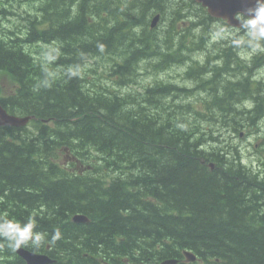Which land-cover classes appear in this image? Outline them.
Masks as SVG:
<instances>
[{
	"label": "trees",
	"instance_id": "1",
	"mask_svg": "<svg viewBox=\"0 0 264 264\" xmlns=\"http://www.w3.org/2000/svg\"><path fill=\"white\" fill-rule=\"evenodd\" d=\"M6 1L38 4L20 15L25 32L0 22V105L35 117L31 128L0 127V215L34 217L45 244L29 249L56 264H110L136 254L146 263L191 264L186 250L202 264H264V174L225 158L221 148L204 155L191 143L189 118L165 92L168 86L151 81L134 97L103 85L115 76L114 84L129 88L135 84L127 81L129 71L149 72L173 52L180 63L185 52L173 40L185 6L177 0H0V19L11 16ZM158 14L162 26L151 31ZM183 32L190 35L189 28ZM102 56L106 72L89 73L90 61ZM47 73L51 86L37 88ZM154 95L168 97L167 111ZM226 126L240 130L234 122ZM65 147L77 162H66ZM100 166L103 179L96 178ZM79 213L91 222L73 223ZM57 231L61 238L52 241ZM99 252L108 261L86 259ZM2 263L26 264L0 241Z\"/></svg>",
	"mask_w": 264,
	"mask_h": 264
},
{
	"label": "rangeland",
	"instance_id": "2",
	"mask_svg": "<svg viewBox=\"0 0 264 264\" xmlns=\"http://www.w3.org/2000/svg\"><path fill=\"white\" fill-rule=\"evenodd\" d=\"M6 3H9L11 5V8H9V11L11 13H7L8 15L11 16H7V15L3 16L0 19V22L4 23L5 27L11 28L13 31L16 30V31L25 32V29L23 28V22L20 19V15L25 14L27 11H32L33 8L38 4L37 3L26 4L25 1L23 2L18 1L13 3L12 1L11 2L6 1ZM66 11H68V9ZM71 18H73V16ZM64 20H66V18ZM179 24L184 25L183 29L185 30H187L189 25L188 22L187 23L182 22ZM159 25L162 26L160 22ZM33 26L31 25L29 29ZM210 26L211 24L208 25L207 30L209 32L205 36V38H210L208 44L205 43L202 44L200 47L194 48L192 51L187 53L186 56L181 58V60H183L185 57L186 59H188L186 60L187 65L180 64L178 62L176 63L173 60L174 57L173 55H175L173 52L172 57L160 59L157 66L155 65L152 66L151 69H147V71L149 72L146 71L144 72V70H138L139 68L135 71H129L127 73L129 79L127 78L126 79L127 81L130 82L132 81L133 83L135 82V84L129 88L118 87V89L120 90L124 89L125 91H127L126 94H134L135 97L138 95L137 93H140L138 91L142 92V90L144 89L146 90L149 89L151 86L148 84L151 81L152 83H154V85L160 84V85L168 86L169 89L166 90L165 92L171 91L170 95L168 96L169 97L174 96L175 98H177L175 100L171 98V100H174L175 103L180 106L179 107L180 114L183 116L184 115L183 112H184L189 118V124L190 127H192V128L189 127L190 128L189 131H191L195 135V137H192V139L190 138L192 142L195 141L197 138H201L204 141H206L209 138V140H207L206 142L203 141L204 142L203 147H200L202 150H205L207 152L218 153L219 152L218 149L221 148V150H224L227 153L228 157L224 156L225 158L232 159L233 160L232 162H236V158H240L244 161V164L255 169L256 171H260L262 175L264 174V163H263L264 162V146H263L264 128H262V125H264V95L261 94L263 101L260 102L258 101L256 103V106H259V108L255 110V112L248 109L254 106V104L248 101V97L247 98L241 97L243 96V94H241L242 93L241 85L234 86L236 82H239V78H237L236 76V73L238 74V71L237 72L235 71L234 76L232 75L233 64H230L229 66H225L224 64L219 66L218 63L212 61V58H214V56L217 53H219L218 58L220 57L222 59L221 51L228 48L230 42L226 40H215L212 36ZM159 29L160 28L158 26L156 30ZM179 31L182 32L180 27H179ZM185 34L187 33L183 32L181 37H175L176 40L173 41L180 43L185 42L186 41ZM197 37H198L197 39V43H198L199 36ZM51 43H54V45L56 46L60 45V43H55L54 41H51ZM180 47L182 48V51H187V50H183L182 46ZM49 49H52V46H49ZM224 52L225 51H223V53ZM164 53H168V52H164ZM169 53L171 56V52ZM209 56H211V58H209ZM102 58L103 56L97 60L90 61L89 73L94 75L98 74V77H100V73L104 72L102 66L103 65L108 66L107 63L108 60L105 62ZM209 59L211 60L210 63L212 64L210 65L207 73L195 70L194 68L193 70L188 69V72H186V70L182 68V66H190V67L194 66L191 63L196 65L200 64L202 67H205L204 64H206V62L208 63ZM168 67L169 69L163 71L165 68ZM92 70H96V73H94ZM178 70L181 72L184 71L185 73L188 74L187 75L184 74L180 76V74L177 72ZM153 72H158V73H153ZM259 75L262 76L263 74H261L260 72ZM149 78L151 80H149ZM112 83L107 82V83H103V85H105L104 86L105 88L110 89V87L111 88L113 87ZM229 83H231L232 86H230ZM139 86L142 88H140ZM170 86L174 87V89L172 90ZM99 87L104 88L101 86ZM228 88H232V91L228 92L226 90ZM237 89H239L240 91ZM230 95H232L231 98L233 99L232 101L229 100ZM166 97H163L161 99L158 97L156 98V96L154 95V99L157 102L158 106L159 107L161 106V110H162L164 105L165 111H167L170 107V105L166 102ZM250 97H254V95L250 94ZM191 103L194 104L196 108L195 109L196 112L188 110L187 107H190ZM201 103L204 104L207 103L211 112L208 113V111L202 107L203 104ZM212 104H217L215 106L216 108H212ZM230 105L231 107H229ZM224 108H228V110L233 109L234 111L232 113L227 112L226 110L223 111ZM223 116L227 120H225ZM229 122L237 123V125L239 124L240 130H236L232 128V126L231 127L226 126V124H229ZM255 124H258L259 127L262 128L260 129L258 125L251 128L254 131L253 135L257 140L253 138L252 134L249 131L250 126ZM211 137L215 139L212 140ZM216 140H218V142H215ZM222 143L225 144L226 146L222 147ZM205 145L209 147H204ZM95 151L96 150L94 148L90 149V152L92 154L96 153ZM235 152L238 153V157H236ZM231 154H233V156ZM101 171L106 172L103 166H100L99 174L97 176L95 174L96 178H102V179L104 178V175L102 174Z\"/></svg>",
	"mask_w": 264,
	"mask_h": 264
},
{
	"label": "bare ground",
	"instance_id": "3",
	"mask_svg": "<svg viewBox=\"0 0 264 264\" xmlns=\"http://www.w3.org/2000/svg\"><path fill=\"white\" fill-rule=\"evenodd\" d=\"M74 2V1H73ZM97 2V1H96ZM77 3V2H76ZM98 3H96L97 5ZM106 6V5H105ZM64 8H66L64 6ZM68 8V6H67ZM67 10V9H66ZM63 11V10H62ZM65 11V10H64ZM101 11V10H100ZM112 11V10H111ZM51 12V11H50ZM53 12V11H52ZM67 12V11H66ZM104 13V12H103ZM110 14V13H109ZM198 15H202L204 17L207 18V16L202 13V12H197ZM156 17H154L151 22H150V30L151 31H154L158 28L159 25L156 26V23L154 21ZM175 21L176 20H173L172 23L175 24ZM187 23V22H185ZM189 25H188V28H189V31H190V35L188 34H185V42L183 43H180V42H176L178 44V46H182L183 47V50H187V51H182V52H185L184 54L182 53L180 56H177V57H184L186 56L187 53H189L190 51H192L194 48L196 47H200L202 44H199L200 42L197 43V39H198V35L196 34V31L194 29V26L191 22H188ZM177 28L176 30L178 31L177 35L174 36L175 37H181L182 34H183V26L182 24H179V22L176 24ZM181 28L182 32L179 31V27ZM187 28V29H188ZM208 31V30H207ZM16 33V31H14ZM208 34V32L206 33V35ZM205 35V36H206ZM205 43L208 44L210 38H205ZM200 40V39H199ZM204 43V44H205ZM193 47V48H192ZM192 48V49H191ZM190 49V50H188ZM223 51H225L223 53ZM178 54V53H177ZM221 54H222V59L218 56H219V53H217L214 58H212V61L218 63V65H225V66H229L230 64H233V69L237 72L238 71V74H237V78H239V82H236V83H240L242 88L241 90L243 91V89H248V92H249V95L247 96L248 99H255L256 98V103L259 101H263V98L261 97V94H264V75L260 76L259 73L262 72V70L264 69V52H261V53H258V54H255V55H246L244 56V58H242V55H241V52L240 50L238 49H235L231 46V44L228 46V48H226L225 50H222L221 51ZM175 57V55H173ZM176 57V58H177ZM181 58H178L179 60H181ZM208 58V57H207ZM209 58H211V56H209ZM68 59V58H67ZM66 59V60H67ZM186 57L180 61V64H185L187 65V62H186ZM210 59H209V62L205 65V67H202L200 64L199 65H196V64H193L191 63L192 65H194V69L195 70H198V71H202V72H208V69L210 67V65L212 63H210ZM68 63V62H67ZM72 66V65H71ZM70 66V67H71ZM73 68V67H72ZM75 70V68H73ZM232 69V68H231ZM78 70V69H77ZM233 70V76L235 75V71ZM229 71V70H227ZM79 72V70H78ZM81 72V71H80ZM60 75V74H59ZM79 76V75H78ZM64 77V76H63ZM62 77V78H63ZM80 77V76H79ZM212 77V76H211ZM247 78V79H246ZM78 81V80H77ZM170 88H174V87H171ZM239 90V89H237ZM240 91V90H239ZM237 93V92H236ZM250 94H253L254 97H250ZM247 97H242V98H247ZM201 101V100H200ZM232 101V100H230ZM203 104V108L206 109L208 111V113H210V109H209V106L207 103H201ZM217 104H212V108H216ZM192 109V111H195L196 112V108L194 106V104L191 103V106H190ZM231 107V105L229 106ZM253 107H250L248 109H250L251 111L255 112L253 110ZM0 108L3 109V111L5 113H8L10 115L11 118L13 119H24L26 120V122H24V124H21L20 126H17V125H0V127H15V128H31V123L33 120H35V117L33 116H19V115H15V114H11L7 109H5L2 105H0ZM255 108L256 110L259 108V106H256L255 105ZM126 109V108H125ZM226 110L227 112H230L232 113L234 110L233 109H230L228 110V108H224L223 111ZM24 115V114H22ZM256 116V115H255ZM224 118V116H223ZM225 120H227L226 118H224ZM230 120V119H229ZM218 121V120H217ZM33 124V123H32ZM192 139V138H191ZM190 139L191 143H198V146H199V150L202 151V153H204V155L210 157V154L208 155L206 153L205 150H202L200 147H203V144H204V140L201 139V138H197L195 141L192 142V140ZM218 139V138H217ZM209 140V138L207 139ZM206 140V141H207ZM225 144L222 143V146H224ZM221 146V145H220ZM264 146V144H263ZM262 146V147H263ZM204 147H209V146H204ZM217 148V147H216ZM212 149V148H211ZM236 153V156L238 157V153ZM210 160V158H208ZM240 159V158H239ZM242 161V165L243 166H246L248 169H252L253 171L255 169L247 166L246 164H244V161L242 159H240ZM210 165V164H209ZM91 172V171H90ZM255 172H260V171H256ZM251 173V172H250ZM90 215V214H89ZM71 221L73 223H76V224H86V223H90V219H89V216L85 215V214H82V213H79V214H75L72 218H71ZM45 244V242H44ZM51 244H47L46 245V250H49L50 249V246ZM20 250H27L28 252H31V253H36L34 251H32L31 249L29 248H21ZM18 250L17 252H15L18 257H20L24 262L25 260L22 258V256L19 254V251ZM40 254H43V253H40ZM48 255V254H47ZM49 256V255H48ZM85 256L87 257H90L92 259V257L94 258L95 261L97 262H106L107 259H105V255H103L102 252H99L97 254L96 257L93 256H90L88 253L85 254ZM130 257V258H129ZM50 260L52 261L50 264H56L58 261L56 259H53L50 257ZM168 260H172L175 262V264H181V261L178 259V258H172V259H168ZM108 261V260H107ZM167 261V260H165ZM165 261L161 262V264H163ZM26 263V262H25ZM4 264V263H2ZM27 264V263H26ZM110 264H154L153 262H148L146 263V261L144 259L141 258V255L139 254H136L134 256H126V255H120L119 258H115L114 260H110Z\"/></svg>",
	"mask_w": 264,
	"mask_h": 264
},
{
	"label": "clouds",
	"instance_id": "4",
	"mask_svg": "<svg viewBox=\"0 0 264 264\" xmlns=\"http://www.w3.org/2000/svg\"><path fill=\"white\" fill-rule=\"evenodd\" d=\"M234 19L239 22L238 27L229 23L213 22L210 26L213 38L229 41L233 48L240 50L242 58L264 52V0H254L253 6L237 12ZM100 50L103 51L102 45ZM45 59L51 60L52 57L45 54ZM76 74L70 72L72 76ZM51 75L47 73L37 88L50 87ZM35 229V220L31 215L23 220L10 218L7 214L0 215V241L11 252L15 253L21 248L41 247L45 242V236ZM60 238L61 233L57 231L53 234L52 241Z\"/></svg>",
	"mask_w": 264,
	"mask_h": 264
},
{
	"label": "water",
	"instance_id": "5",
	"mask_svg": "<svg viewBox=\"0 0 264 264\" xmlns=\"http://www.w3.org/2000/svg\"><path fill=\"white\" fill-rule=\"evenodd\" d=\"M208 8L210 14L214 17L228 19L230 23H235L234 16L237 12L244 11L247 7L253 6L254 0H195ZM156 25L159 21V16L154 19ZM24 119H13L8 113H5L0 108V125H17L24 124ZM19 254L27 264H50L52 261L47 256L38 255L20 250ZM188 261L194 262L195 256L191 253H185ZM163 264H175L172 260H167Z\"/></svg>",
	"mask_w": 264,
	"mask_h": 264
},
{
	"label": "flooded vegetation",
	"instance_id": "6",
	"mask_svg": "<svg viewBox=\"0 0 264 264\" xmlns=\"http://www.w3.org/2000/svg\"><path fill=\"white\" fill-rule=\"evenodd\" d=\"M261 74L264 75V69L262 70ZM236 76H237V73H236ZM246 79H247V78H246ZM234 86H240V83H236V84H234ZM241 94H243V96H241V97H247V96H248V89H243V91H242ZM228 95H229V94H228ZM231 98H232V95L229 96V99H230V100H233V99H231ZM248 101H249V102H252L254 105L256 104V98H255V99H248ZM254 111H255V110H254ZM119 243H120V242H117V241H116V244H117V245H120V244H121V243H120V244H119ZM87 251H88V250H87ZM88 252H90V251H88ZM117 252L121 254L120 251H117ZM118 253H117V254H118ZM117 254H116V255H117ZM103 255H105V254H103ZM83 256H84V255H83ZM112 258H113V257H112ZM86 259L88 260V259H91V258H87V257H86ZM105 259L108 260V257L106 256ZM110 260H112V259H110ZM113 260H114V258H113Z\"/></svg>",
	"mask_w": 264,
	"mask_h": 264
}]
</instances>
